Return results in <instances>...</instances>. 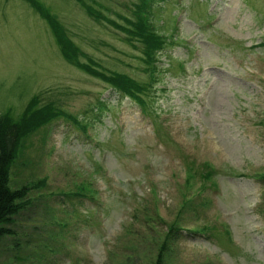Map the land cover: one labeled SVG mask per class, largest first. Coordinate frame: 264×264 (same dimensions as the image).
I'll return each mask as SVG.
<instances>
[{
  "label": "rangeland",
  "instance_id": "obj_1",
  "mask_svg": "<svg viewBox=\"0 0 264 264\" xmlns=\"http://www.w3.org/2000/svg\"><path fill=\"white\" fill-rule=\"evenodd\" d=\"M34 1L75 52L0 0V113L62 112L9 164L0 264H264V0Z\"/></svg>",
  "mask_w": 264,
  "mask_h": 264
},
{
  "label": "trees",
  "instance_id": "obj_2",
  "mask_svg": "<svg viewBox=\"0 0 264 264\" xmlns=\"http://www.w3.org/2000/svg\"><path fill=\"white\" fill-rule=\"evenodd\" d=\"M25 1L34 7L39 15L46 21L50 33L54 41L56 40L55 43L59 47L64 59L68 61L72 60L75 46L72 45V42L64 33L59 22L41 3L34 0ZM77 1L82 4V0ZM82 5L86 7V5ZM140 25V21L136 24L133 23V34L136 35L139 32L138 26ZM151 34L153 35L152 32L146 34L141 31L137 34L143 36L145 40H147L146 36H148L149 42L146 45L147 48L151 46V42L154 43L156 41ZM259 44L264 45V37L260 39ZM83 65L86 71H91L90 68H93L86 65V63ZM109 78L115 86L122 85L125 81H129L130 79L124 73H115L110 75ZM34 103H38V96L36 95L28 99L26 108L18 118L10 117L7 112L0 113V239L1 237L10 236L12 234L10 224L12 223L13 216L21 210L22 205L26 202V199L23 198L25 195L24 187L18 189L8 186L9 164H11L14 159L19 140L27 132L36 128V126L40 125L42 122L50 120L53 116L62 113L55 110L50 101H44L43 105L40 107L33 106ZM167 226H169L168 228L170 231L173 230L171 225ZM178 227L180 229L182 228L181 225ZM162 243L165 244L166 242L163 241ZM154 264H162L159 255H155Z\"/></svg>",
  "mask_w": 264,
  "mask_h": 264
}]
</instances>
